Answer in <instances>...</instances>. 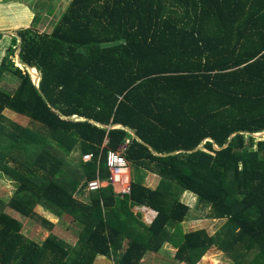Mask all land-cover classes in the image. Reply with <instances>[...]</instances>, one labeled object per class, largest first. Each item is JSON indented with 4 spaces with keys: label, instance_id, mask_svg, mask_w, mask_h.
Masks as SVG:
<instances>
[{
    "label": "trees",
    "instance_id": "trees-1",
    "mask_svg": "<svg viewBox=\"0 0 264 264\" xmlns=\"http://www.w3.org/2000/svg\"><path fill=\"white\" fill-rule=\"evenodd\" d=\"M10 35L0 171L18 183L0 197V264H91L98 254L144 264L165 241L189 263L217 245L233 264H264V0H69L50 31L29 24ZM10 47L18 59L6 57ZM19 63L21 77L12 74ZM3 109L32 126L6 124ZM126 140L130 193L107 184L77 197L87 181L108 178L106 154ZM142 170L159 176L155 188ZM185 190L207 217L225 220L214 235L183 232ZM37 203L69 216L73 245L53 233L28 238L4 210L51 231ZM135 205L156 211L151 222Z\"/></svg>",
    "mask_w": 264,
    "mask_h": 264
},
{
    "label": "rangeland",
    "instance_id": "rangeland-1",
    "mask_svg": "<svg viewBox=\"0 0 264 264\" xmlns=\"http://www.w3.org/2000/svg\"><path fill=\"white\" fill-rule=\"evenodd\" d=\"M68 2L69 0H0V31L3 33V36L6 35L4 40H2L3 36L0 38V59L6 50V48L3 47L8 44L9 37L11 36L10 31L6 30H14L16 27L19 26L34 24L41 31H50L53 25L58 20L61 12L67 6ZM37 12L38 18L35 23L34 16ZM15 51L16 50H14L13 52L12 47H10V49H8L6 57L16 58ZM24 73L25 68L19 64L18 70H16L12 74L21 77L24 75ZM28 73L31 75L32 78H35L34 71H30ZM4 80L9 81L12 86L14 85L13 83L15 82V80L11 78L8 74L5 75ZM2 114L7 120L8 123L6 124L8 125L13 123L19 126H32L30 119L25 115L18 114L9 109H3ZM6 164L7 166L15 165L11 161H8ZM132 170L133 169L130 167L131 177ZM16 183H18L17 179L11 178L7 173L0 171V197H2L4 200H7L9 195L13 192ZM86 193H88V191L78 193L76 194V196L79 198H86ZM187 195V199H182L186 202V204H188L190 209L187 213L186 218V220H189V226L187 223L186 227L191 228L192 226V228H196L198 226L203 225V227H205V230H207V233L214 235L215 232H217L224 225L225 220L212 219L210 217H207L209 207H207L203 203L201 204L197 202L194 194L187 193ZM35 208L38 209V211H40L41 213H44L46 214V216L50 217L52 221H55L53 222L55 225V232L57 233V237L61 238L69 245L74 244L77 237L76 233L78 231V228L76 227L75 223L70 220L68 215L62 213L57 218V216H55L54 214L44 210L43 207L38 208L37 204H35ZM4 210L11 215H15L21 222H23L25 232L28 234L29 237L41 241V238L45 236L44 232L41 231V229L37 225L38 222L35 221L34 217L20 214L19 212L11 209L9 206H4ZM137 212L141 213V220H143L145 223H148L147 220L143 218L142 212L140 210H138ZM192 219L202 220L203 223L197 225V223L195 222L192 223ZM127 242V240L124 241L125 246L127 245ZM200 257L199 260L201 261V264H227L226 261H230V263L233 264L230 257L221 249H219L217 245H212L209 248L205 249L204 253ZM167 262L168 264H174L172 259L168 257ZM108 263L113 264V260L111 258H108Z\"/></svg>",
    "mask_w": 264,
    "mask_h": 264
},
{
    "label": "crops",
    "instance_id": "crops-1",
    "mask_svg": "<svg viewBox=\"0 0 264 264\" xmlns=\"http://www.w3.org/2000/svg\"><path fill=\"white\" fill-rule=\"evenodd\" d=\"M28 117V116H27ZM29 118V117H28ZM78 157V152H72V153H70V155H69V158L70 159H76ZM140 173H141V175H142V178H141V180H142V183L144 184V185H146V186H148V187H150V188H155L157 185H158V183H159V180H160V178H159V176L157 175V174H155V173H153V172H150V171H146V170H142V171H140ZM102 182V186H105V185H107L106 184V182L105 181H101ZM88 190H85L84 188H83V190H82V193L83 192H87ZM187 193H191V192H189V191H187V190H185V191H183L182 193H181V198H180V200L182 201V202H184V203H186L184 200H182L183 198L184 199H187L188 198V195H187ZM78 194V193H77ZM185 194V195H184ZM191 194H193V193H191ZM37 205H38V208L39 207H43L44 208V210H46V211H49V213H52V214H54L55 216H57V218L59 217V215H57V214H55L54 212H52L49 208H46L45 206H43L41 203H37ZM188 205V204H187ZM142 206H145V205H135V206H133L132 207V209L131 210H133V211H138V210H142ZM146 208L147 209H149L147 212H142V214H143V218L144 219H146L147 220V222L149 223V222H151V220L155 217V214H156V211H155V213H153L152 212V210L153 209H151V208H149V207H147L146 206ZM12 209V208H11ZM14 210V209H13ZM34 210L35 211H38V209H36L35 208V206H34ZM190 210V209H189ZM14 211H16V210H14ZM40 214H42V215H44L45 217H47V218H49L50 220H52L50 217H48V216H46V214H44V213H41L40 211H38ZM189 212V211H188ZM62 214V213H61ZM141 214V213H140ZM12 216H14V217H16L15 215H12ZM17 218V217H16ZM186 218H187V215H186V217H185V219L181 222V228H182V230H183V232H187V231H193V230H197V229H204L205 230V227H203V225L202 226H198V227H194V228H192V226H191V228H187L186 227V225H187V223H188V226H189V220H186ZM18 219V218H17ZM150 219V220H149ZM224 220V219H223ZM54 221V220H53ZM197 221H199V222H197ZM55 222V221H54ZM193 222H195V223H197V225H200V223H203V221L202 220H196V219H192V223ZM21 223H23V222H21ZM37 225L39 226V228L41 229V231H43L44 232V237L43 238H41V241H43L47 236H48V234L51 232V233H53V234H55V235H57V233L55 232L56 230H55V225L53 226V228L51 229V231H49V230H47L44 226H42V225H40V223L38 222L37 223ZM23 230H24V234L28 237V238H30V239H33V240H35V241H37V242H41V241H39V240H37V239H35V238H31V237H29L28 236V234L25 232V229H24V226H23ZM23 230H21V231H23ZM206 232H207V230H206ZM212 235V234H211ZM175 250H176V248L172 245V244H170L169 242H167V241H165L164 242V244L162 245V248H160L158 251H146V253H145V255L142 257V262L144 263V264H168V262H167V257L168 258H171L172 259V261H173V263L174 264H179V262H180V260H178L176 257H175ZM204 253V252H203ZM202 253V254H203ZM201 254V255H202ZM200 255V256H201ZM173 256V257H172ZM199 256V257H200ZM199 257L195 260V262L194 263H197V264H201V261L199 260ZM201 258V257H200ZM231 259V258H230ZM232 260V259H231ZM226 263L227 264H231L230 263V261H226ZM233 263V262H232ZM91 264H109L108 263V258L106 257V256H104V255H96L95 257H94V259H93V261H92V263ZM114 264V263H113Z\"/></svg>",
    "mask_w": 264,
    "mask_h": 264
},
{
    "label": "built area",
    "instance_id": "built-area-1",
    "mask_svg": "<svg viewBox=\"0 0 264 264\" xmlns=\"http://www.w3.org/2000/svg\"><path fill=\"white\" fill-rule=\"evenodd\" d=\"M128 140H126L123 144L119 145L117 149L108 150L106 154V166L108 169V178L105 180L94 179L86 182V186H84L85 190H96L102 187V182L105 181L106 184L112 186L113 191L120 195H125L130 193L131 189V175H130V164L125 157V149ZM92 157L91 153H86L82 156L83 160H90ZM149 209L146 206H142V212H147ZM155 213L154 210H152ZM150 220V219H149ZM179 264H197V263H189L185 260H180Z\"/></svg>",
    "mask_w": 264,
    "mask_h": 264
},
{
    "label": "water",
    "instance_id": "water-1",
    "mask_svg": "<svg viewBox=\"0 0 264 264\" xmlns=\"http://www.w3.org/2000/svg\"><path fill=\"white\" fill-rule=\"evenodd\" d=\"M6 31H10V32H14V30H6ZM15 54H16V58L18 59V55H17V49H16V51H15ZM20 64V63H19ZM33 69H35V68H33ZM30 71H32V68H29V70H28V72H30ZM34 71V70H33ZM35 74V78H33V82L35 83V85H37V81H38V76H37V74H36V70H35V72H34ZM260 133H261V131H260ZM260 133H256V134H253L254 136H257V135H259ZM215 147H216V145H215Z\"/></svg>",
    "mask_w": 264,
    "mask_h": 264
}]
</instances>
